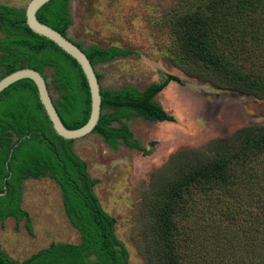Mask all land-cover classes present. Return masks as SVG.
Returning a JSON list of instances; mask_svg holds the SVG:
<instances>
[{
    "label": "trees",
    "instance_id": "16d2710c",
    "mask_svg": "<svg viewBox=\"0 0 264 264\" xmlns=\"http://www.w3.org/2000/svg\"><path fill=\"white\" fill-rule=\"evenodd\" d=\"M36 16L66 34L68 0H49ZM175 18L180 53L170 57L174 66L218 88L264 99V0H201ZM0 27L2 75L24 66L44 75L45 67H52L62 92L53 103L62 122L69 128L82 125L89 116L90 92L77 61L31 31L23 8L0 3ZM82 49L93 66L130 52L97 44ZM168 81L142 92L101 88V109L113 111H101L93 132L114 149L120 143L139 148L126 127L110 124L134 113L170 119L152 100ZM73 142L53 131L32 80L20 79L0 92V221L24 218L32 234L21 206L22 180L48 177L59 187L68 222L80 235L78 243H51L19 262L0 247V264H128L115 219L94 192ZM150 181L144 199L154 235L149 264H264V124L242 125L203 148L181 149Z\"/></svg>",
    "mask_w": 264,
    "mask_h": 264
},
{
    "label": "rangeland",
    "instance_id": "374dc122",
    "mask_svg": "<svg viewBox=\"0 0 264 264\" xmlns=\"http://www.w3.org/2000/svg\"><path fill=\"white\" fill-rule=\"evenodd\" d=\"M29 0H0L24 8ZM201 0H68L71 23L66 35L82 48L90 44L128 49L125 56L94 64L102 89L132 87L140 92L169 79L156 92V102L170 119H147L140 113L113 121L126 127L139 148L123 143L111 148L93 133L73 142L87 165L93 190L103 208L115 219L116 234L127 250L128 264H149L154 243L151 210L144 205L152 175L181 149L203 148L213 138L226 136L242 125L264 124V99L218 88L187 76L174 66L180 38L173 27L175 13L192 10ZM177 4V6H175ZM4 31L0 27V37ZM44 75L53 101L61 91L53 81V68ZM2 75L0 67V76ZM105 107L102 112H112ZM21 206L29 214L30 234L24 218L0 221V247L16 262L55 242H80L78 231L65 215L61 193L48 177L22 180Z\"/></svg>",
    "mask_w": 264,
    "mask_h": 264
},
{
    "label": "water",
    "instance_id": "95a60500",
    "mask_svg": "<svg viewBox=\"0 0 264 264\" xmlns=\"http://www.w3.org/2000/svg\"><path fill=\"white\" fill-rule=\"evenodd\" d=\"M48 1L49 0H29L23 8L25 24L34 33L51 40L65 53L73 57L80 65L90 92V111L87 120L79 127H66L54 106L46 78L42 73L32 67H20L2 75L0 77V92L20 79L28 78L32 80L37 88L39 100L48 120L50 121L53 131L58 136L65 139H71L75 142V140L94 133L93 129L97 124L102 111L100 94L101 87L96 75V70L83 49L66 34H62L60 31L41 22L37 18L36 13L38 9Z\"/></svg>",
    "mask_w": 264,
    "mask_h": 264
},
{
    "label": "flooded vegetation",
    "instance_id": "af4514ba",
    "mask_svg": "<svg viewBox=\"0 0 264 264\" xmlns=\"http://www.w3.org/2000/svg\"><path fill=\"white\" fill-rule=\"evenodd\" d=\"M71 17V16H70ZM112 148V147H111Z\"/></svg>",
    "mask_w": 264,
    "mask_h": 264
}]
</instances>
